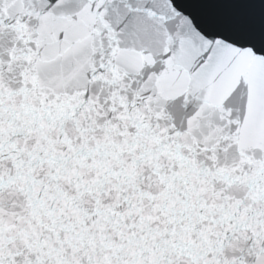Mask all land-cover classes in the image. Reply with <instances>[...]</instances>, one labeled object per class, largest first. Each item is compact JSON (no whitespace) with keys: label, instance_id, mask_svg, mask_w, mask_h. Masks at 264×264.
I'll list each match as a JSON object with an SVG mask.
<instances>
[{"label":"snow or ice","instance_id":"snow-or-ice-1","mask_svg":"<svg viewBox=\"0 0 264 264\" xmlns=\"http://www.w3.org/2000/svg\"><path fill=\"white\" fill-rule=\"evenodd\" d=\"M262 53L232 7L0 0V264H264Z\"/></svg>","mask_w":264,"mask_h":264}]
</instances>
